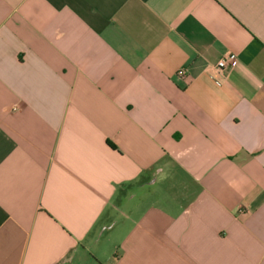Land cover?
Segmentation results:
<instances>
[{"label":"crops","instance_id":"1","mask_svg":"<svg viewBox=\"0 0 264 264\" xmlns=\"http://www.w3.org/2000/svg\"><path fill=\"white\" fill-rule=\"evenodd\" d=\"M0 264H264V0H0Z\"/></svg>","mask_w":264,"mask_h":264},{"label":"built area","instance_id":"2","mask_svg":"<svg viewBox=\"0 0 264 264\" xmlns=\"http://www.w3.org/2000/svg\"><path fill=\"white\" fill-rule=\"evenodd\" d=\"M237 64H238L237 56L234 53H226L221 58L218 59V61L214 65V71L218 76H223V74L226 71L235 68L237 66ZM177 76L180 78L186 77L187 76L186 69H180L177 72ZM211 78L214 79V81L217 85L220 84V81L216 80L212 76H211Z\"/></svg>","mask_w":264,"mask_h":264}]
</instances>
